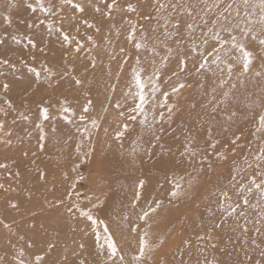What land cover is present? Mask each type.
Segmentation results:
<instances>
[{
    "label": "rangeland",
    "instance_id": "1",
    "mask_svg": "<svg viewBox=\"0 0 264 264\" xmlns=\"http://www.w3.org/2000/svg\"><path fill=\"white\" fill-rule=\"evenodd\" d=\"M43 2L47 6L49 0ZM74 2L85 3L87 12L76 13L70 6H62L61 21L60 16L46 18L39 8L33 12L29 5L36 7V0H0V58L15 64L0 66V83L9 84L6 91L0 88V107L6 108L5 100L13 105L7 116L0 114L5 123L0 130V163L7 165L0 169V184L9 189H0V264H17L22 249L25 264H35L33 254L45 256L44 264H79L80 260L86 264H204L205 260L255 264L261 259V249L252 246L253 233L242 244L246 238L239 233L214 228L219 221L212 213L220 188L228 186L236 199L230 184L233 174L247 186L252 177L259 182L261 177L255 173L264 171V161L258 160L264 153V130H258L259 117L264 114L261 0H248L247 6L243 0H226L232 3L230 33L221 31L220 37L230 41V35L235 36L252 53L250 71L243 74L242 64L231 59L237 54L230 42L221 50L219 61L211 63L214 53L208 56L205 68L196 71L204 62L201 54L207 56L213 47H220L213 39L218 25L209 23L204 29L200 24L194 33L185 29L183 43L157 42L155 53L146 49L137 53L134 43L141 40V32L155 38L163 31L156 19H144L148 13L158 15L154 0H117L120 10L113 12L112 19L95 11L96 7L106 11L102 0ZM128 3L137 11H124ZM214 17L215 10L209 20ZM83 19L99 27L100 32L80 23ZM40 20L45 21L43 25ZM49 23H53L52 29ZM61 25L90 51L65 58L57 32ZM131 25L136 31L129 41ZM247 29L252 31L245 35L243 30ZM87 35L93 37L96 47L83 39ZM29 40L35 41L37 47L32 48ZM165 44L172 48L171 53ZM181 58L186 60L183 72L178 67ZM229 62L234 64L230 77ZM45 68L54 72L67 68L69 75L50 83ZM134 72L140 73L144 86L146 103L142 110L135 108L140 101ZM257 72L262 75L257 76ZM72 77L81 79L82 85L76 86ZM179 84L185 87L173 92V86ZM223 92H235L234 98L240 99L252 95L253 100H262V105L254 108L248 119L235 111L234 117L213 120V108L231 105ZM65 97L68 113L57 103ZM43 100L53 105L47 121L38 113ZM88 100L92 104L85 113L83 106ZM132 116L135 119L129 118ZM37 123H41L43 131L36 127ZM118 131L122 133L120 137ZM193 148L195 157L191 154ZM138 180L145 182L143 188L137 189ZM73 183V195L65 198ZM176 183L180 184L178 190ZM137 190L141 197L134 202ZM173 190L178 191L177 196L170 195ZM250 195L255 202L258 194ZM57 200L63 203L57 205ZM13 203L16 208L10 206ZM71 203L91 210L95 222L86 221L79 213H68L66 208ZM92 203H98V207L91 208ZM144 212L148 216L139 219ZM108 237L118 249L111 260L107 255ZM141 238L145 241L142 262L133 259ZM259 244L264 248V242ZM236 248L241 251L230 257Z\"/></svg>",
    "mask_w": 264,
    "mask_h": 264
},
{
    "label": "snow or ice",
    "instance_id": "2",
    "mask_svg": "<svg viewBox=\"0 0 264 264\" xmlns=\"http://www.w3.org/2000/svg\"><path fill=\"white\" fill-rule=\"evenodd\" d=\"M90 2V0H89ZM104 7L106 11H102L100 7H96L95 11L99 13L100 15L104 16L105 18L112 19L113 12L119 11L120 6L117 3V0H102ZM243 3L245 6L248 5V0H243ZM62 6H70L74 12L85 14L87 12V7L85 3L83 2H74V0H59V3L56 2V0H49V3L47 6H45L43 0H36V7H33L32 5H29L31 10L35 12L37 8H39L40 12H42L45 17L49 16H60V14L63 11ZM154 6H155V12L158 14L156 16H153L152 13H148L144 16L145 20H157L158 27L162 28L163 31L161 32L160 37L153 38L152 36H146L143 32H141V40L135 41L134 48L136 49L137 53L140 52L141 49H146L148 52L155 53V44L157 42L159 43H165L169 40H174V42L179 45L183 43L184 38V30L187 29L188 31L194 33L197 27L202 24L203 28L206 29L209 23L213 25H218V28L213 34V39L219 42L220 47L216 48L213 47L211 52H208L207 56H204L203 53L201 54V57L204 62L199 63V66L196 68V71L199 72L200 70L205 68V62L208 60V56H212L215 53V58L211 61V63L215 64L216 61H219L221 59L220 52L224 48V45L226 43H231L232 49H234L235 53L237 55L232 56L231 59L236 61L237 63L242 64V71L241 74L246 73L250 71V65L252 64V53L248 51L245 47V45L238 41L235 36L230 35V41H226L221 39L220 32H229L230 28L229 24L231 22V10H232V3L228 2L226 3V0H154ZM261 8L264 9V0H261ZM223 9V11H221ZM124 11L127 12H136V7L128 3L124 9ZM215 10V17L211 20H209V16L213 14V11ZM227 13V15H226ZM239 14V13H237ZM75 18V17H73ZM61 21L63 20V16H60ZM163 20V23L161 24L160 21ZM7 21V18H5ZM44 20H40L39 23L41 25L44 24ZM80 23H83L86 25L88 29L95 28L96 32H100V28L96 25L89 23L87 19H83L80 21ZM129 24L131 22L129 21ZM32 25H29L31 27ZM260 30L261 33L264 34V14L261 15L260 18ZM53 23L48 24V28L52 29ZM132 31L128 34V40L132 41L134 39V33L136 31L135 25H131ZM156 29H152V32H155ZM244 34L247 35L249 31H252V29L243 30ZM58 35L61 38V46L65 48V58H67L68 55L71 56H77L83 52H89L90 49L85 46L84 43L81 42V39H77L76 35H71L69 32L63 31V26L61 25L60 28L57 29ZM77 32H79V29H77ZM202 35H207L205 31L202 30ZM162 37V39H161ZM83 39H85L87 42H89L92 47H96L97 45L93 41V37L91 35L85 36ZM204 43L207 44L208 40L205 39ZM29 44L32 48H36L37 44L33 40H29ZM259 44L264 46V39L259 40ZM74 45V47H73ZM167 51L169 53L172 52V48L170 46H167ZM41 51H43V48H41ZM121 52H123V48L120 49ZM195 51V49H193ZM226 55L228 53H225ZM166 58V57H165ZM23 63V61H21ZM0 66H8V67H14V62L10 61L7 58H0ZM95 66L93 62V67ZM186 66V60L181 58L178 60V67L180 68V71L183 72L185 70ZM234 68V64L229 62L227 64V74L230 77L232 75V71ZM45 73H47V79L51 83L54 79L63 80L65 79L69 73L67 68H64L62 70L53 71L51 68H45ZM0 75H3V73H0ZM173 75H176L175 72H173ZM257 76L262 75V73L257 72ZM159 78V77H158ZM39 79V74H37V80ZM72 81L76 86L82 85L83 81L79 78L72 77ZM133 79L135 81L136 87L139 89L138 97H139V103L136 104L135 108L136 110H142L143 104L146 103V98L143 94V84L141 83V76L139 72H134ZM224 81H221V85H223ZM185 87L184 84H179L178 86H173L172 91L176 92L179 89ZM235 87V85H233ZM0 88L4 89L5 91L9 89L8 83H0ZM158 90L153 85V91ZM164 95L166 96L167 93L165 92ZM223 97L227 98L229 93L223 92ZM57 103L60 105L62 111L64 113H68L70 109L68 107H64V105L67 103V98L65 97L63 100H58ZM92 104L91 100H88L87 103L83 106V111L85 113L88 112V106ZM5 107H0V114L7 116L8 115V109H12L13 105L10 100L4 101ZM53 107V105L48 100H43L42 103L38 106V113L39 118L43 121H47L50 118V108ZM227 110V109H224ZM171 111V109H170ZM213 112H216L217 109L213 108ZM232 117L236 115L235 111H231L229 113ZM123 115V113H121ZM28 117H24V119H27ZM130 119H135L134 116L129 117ZM214 118V117H213ZM260 121V129L258 130H264V114L260 115L259 117ZM94 123V122H93ZM143 123V121H141ZM5 127V123L3 120H0V130H2ZM36 127L43 131L41 123H37ZM127 125H125V128ZM122 133L119 131L117 132V137H120ZM209 135H211V130H209ZM41 140L44 139V137L41 135ZM239 139V137H237ZM236 141L233 140L232 143L234 144ZM41 150L43 149V144L40 145ZM210 147L215 148V144H211ZM135 151V149H134ZM185 151H188V146H185ZM193 157H195L196 152L195 148L192 149ZM258 160L264 161V153H261V155L258 157ZM250 167V166H249ZM7 168V165L4 163H0V169ZM19 173H17V176ZM255 176L261 177L260 181L257 182L255 177L250 178V183L246 186L245 183L237 181V177L235 174L231 176V189H235V196L236 199L233 200V195L230 192V188L228 186L222 187L218 190L216 193V208L213 211L212 215L215 219H217L219 222L214 223L215 229L224 230L225 228L229 229L233 234L239 233V236L245 237L242 241V244H246L248 242L247 237L250 232L253 233V236L251 238V244L254 246V248H260V257L261 259L255 260V264H264V248H261V245L257 243V238L264 236V171H257L255 173ZM40 178L44 179V173L40 174ZM81 180H83V177H80ZM145 185V182L143 180H138L137 189L143 188ZM76 188V184L73 183L70 188L67 190L66 197L69 198L73 195V190ZM180 184L176 183L175 189H179ZM0 189H3L4 191H8L9 189L5 188L3 184H0ZM256 190L258 192V198L253 202L252 197L250 194L253 193V190ZM76 195H81L80 193H76ZM170 195L177 196L178 191L173 190L170 192ZM141 197L140 191L137 190L134 195V202L138 201ZM85 199L90 200L91 197H85ZM57 205L63 203L62 200H57ZM155 203H159L156 201ZM12 208H16V204L10 205ZM98 203H92L91 208H97ZM66 211L70 214L75 215V213H79L80 217H83L86 219V221L95 222L91 210L87 209L86 207H78L76 203H71L67 206ZM146 216H148V212H144L143 216H139V219L143 220ZM5 227H8L7 224L4 225ZM132 231H136L135 228L132 229ZM199 239H203V237H198ZM211 238V237H210ZM231 239V238H230ZM184 244H188L189 242L187 240L183 241ZM33 245L30 243L28 244V247L31 248ZM49 248H52L53 245L51 243L48 244ZM81 248H83V245H80ZM217 245L214 243L212 244V248L215 249ZM107 249H108V259L111 260L112 257L117 255V246L113 239L111 237H108L107 239ZM245 256L248 257L249 260H251V257L248 256V252L245 251ZM34 255V262L35 264H44L45 262V256L40 254H33ZM145 255V241L143 238L139 241V251L138 254L133 257L134 260L141 261L143 260V257ZM19 256L21 259L18 260L17 264H25V261L22 259L24 256V250H20ZM120 260L123 261L124 257L121 256ZM79 264H86L84 260H80ZM204 264H220V261H212V260H205Z\"/></svg>",
    "mask_w": 264,
    "mask_h": 264
},
{
    "label": "bare ground",
    "instance_id": "3",
    "mask_svg": "<svg viewBox=\"0 0 264 264\" xmlns=\"http://www.w3.org/2000/svg\"><path fill=\"white\" fill-rule=\"evenodd\" d=\"M202 73V72H201ZM247 73V72H246ZM200 77V76H199ZM210 77V76H209ZM198 78V77H197ZM204 79V78H203ZM212 80V79H211ZM202 82V81H201ZM204 86V85H203ZM200 91V90H199ZM257 92V91H256ZM234 95H235V92H231L229 95H228V99H230L231 100V105H230V107H221L220 109H217V111L216 112H213V114H214V118H213V120H216L217 119V121H220L222 118H226L227 116H229L230 114V112L231 111H236V112H241L242 114H244L245 115V118H247L248 116H250L251 117V114H252V112H253V110H254V108H256V109H258L261 105H262V100H260V99H252L251 97H253L252 95H251V97L250 96H248L247 98H245V99H240V98H238V97H236V98H234ZM244 98V97H243ZM111 100V99H110ZM224 109H227V110H224ZM198 110V109H197ZM197 113V112H196ZM195 113V114H196ZM195 116V115H194ZM197 116V115H196ZM199 118V117H198ZM211 118L212 117H203V120H211ZM248 119V118H247ZM232 121V120H231ZM193 123V122H192ZM195 123V122H194ZM214 123V122H213ZM235 126V125H234ZM213 127H214V125H213ZM232 127V126H231ZM243 128H244V126H242ZM223 128V127H222ZM239 129V128H238ZM81 130V129H80ZM63 150V149H62ZM245 160V159H244ZM55 162V161H54ZM240 162V161H239ZM245 162V161H244ZM44 168V167H43ZM182 168V167H181ZM148 172H149V170H148ZM256 190H254L253 192H254V194L255 195H257L258 194V192H255ZM34 192V191H33ZM211 197V196H210ZM42 200H43V198H42ZM53 202V201H52ZM35 207V206H34ZM43 207V206H42ZM55 207V206H54ZM145 207V206H144ZM39 208V207H38ZM41 208V207H40ZM51 208V207H50ZM56 208V207H55ZM41 214V213H40ZM108 221V220H107ZM25 225V224H24ZM161 226V225H160ZM34 228V227H33ZM38 229V228H37ZM114 229V228H113ZM118 230V229H117ZM119 231V230H118ZM148 232V231H147ZM146 232V233H147ZM151 232H153V231H151ZM149 233V232H148ZM119 234V233H118ZM153 234H154V232H153ZM48 237V236H47ZM50 237V236H49ZM1 238V237H0ZM122 240V239H121ZM139 241V240H138ZM264 242V238H257V243H259V242ZM11 242V241H10ZM125 242V241H124ZM131 242H133V240L131 241ZM126 243V242H125ZM136 243V242H135ZM5 244V243H4ZM9 245V244H8ZM11 245V244H10ZM119 247V246H118ZM134 247V246H133ZM10 248V247H9ZM132 248V247H131ZM172 248V247H171ZM3 249V248H2ZM7 249V248H6ZM178 249V248H177ZM123 250V249H122ZM124 250H126V249H124ZM239 251H241V250H239L238 248H236V249H234V251L230 254V257L232 256V255H235L236 253H238ZM121 252V251H120ZM128 252V251H127ZM124 253V252H123ZM126 253V252H125ZM131 253V252H130ZM4 254H6V253H4ZM4 254L2 255V256H4ZM121 254H122V252H121ZM128 254H129V252H128ZM133 254V253H132ZM176 254V253H175ZM125 255V254H124ZM126 255H127V253H126ZM159 255V254H158ZM173 255H174V253H173ZM128 256V255H127ZM100 257V256H99ZM222 257V256H221ZM126 258V257H125ZM10 259V258H9ZM19 259V258H18ZM17 260V259H16ZM132 260V259H131ZM4 262V261H3ZM119 262V261H118ZM195 263V262H194Z\"/></svg>",
    "mask_w": 264,
    "mask_h": 264
}]
</instances>
